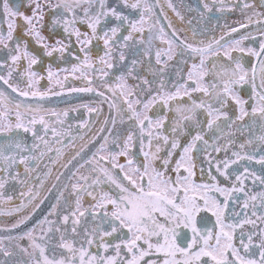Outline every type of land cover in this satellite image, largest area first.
<instances>
[{
  "label": "snow or ice",
  "instance_id": "6c2138e0",
  "mask_svg": "<svg viewBox=\"0 0 264 264\" xmlns=\"http://www.w3.org/2000/svg\"><path fill=\"white\" fill-rule=\"evenodd\" d=\"M0 264H264V0H0Z\"/></svg>",
  "mask_w": 264,
  "mask_h": 264
},
{
  "label": "flooded vegetation",
  "instance_id": "af4514ba",
  "mask_svg": "<svg viewBox=\"0 0 264 264\" xmlns=\"http://www.w3.org/2000/svg\"><path fill=\"white\" fill-rule=\"evenodd\" d=\"M185 3L186 4H189V3L194 4L195 0H185ZM187 15L193 17V25H195L196 24V19H195L196 13H187ZM173 19H175V18L173 17ZM87 100H88V97H86V96L83 97V99H80V98H77L75 94H73L71 96H68L66 99L60 98V97H52L48 103H49V106H51V107L57 108L58 110H63L65 108L72 107L78 103L86 102ZM74 115H75L74 113H70L69 114L70 119Z\"/></svg>",
  "mask_w": 264,
  "mask_h": 264
}]
</instances>
